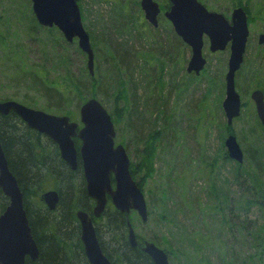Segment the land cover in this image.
Returning <instances> with one entry per match:
<instances>
[{"label":"trees","instance_id":"16d2710c","mask_svg":"<svg viewBox=\"0 0 264 264\" xmlns=\"http://www.w3.org/2000/svg\"><path fill=\"white\" fill-rule=\"evenodd\" d=\"M76 1L83 17L84 9L80 0ZM229 1L231 8L242 5L249 14L247 7L239 0ZM107 2L110 8L104 14H97L95 18L94 30L97 32L89 29L87 32L94 53L93 76L89 75L86 65L83 67L82 61L79 69L73 72L76 60L73 55L80 58H85V55L74 43L65 42L55 27L39 26L31 10L30 15H26L28 30L29 34L37 36V41L43 48L41 62L26 64L11 52L6 55L5 62L13 65H7L8 72L5 69V73L10 74L8 78L14 80L15 84L19 81L27 82L30 92H35L36 96L44 100L45 110L66 115L70 119H73L72 109L79 110L89 98H99L106 102L111 97L112 123L123 131L126 124L131 133L134 161L129 165L130 175L137 180L144 193L143 186L155 173L157 148H163L161 152L168 153L171 143L169 138L160 140L162 131L143 136L145 130H150V124L158 120V117L152 118L151 115L157 116L159 113V118L165 123L163 126L168 127L172 136H176L171 129L176 120L173 115L175 111H172L168 99L178 88L180 81L178 84L172 82L171 72L162 75L167 68L166 64L173 65L176 69L175 54H169L165 48L173 44L183 54L185 46L172 28L169 29L172 40L153 42V33L159 30V25L153 28L144 19H140L142 12L137 0H134V4H131V0ZM168 6L166 0L160 6L161 11ZM136 12L138 16L135 15ZM40 31H43L42 35L38 36ZM151 43L158 44L154 48L156 53L152 49L148 51ZM147 59L150 60V65ZM243 63L236 75H240ZM155 67L158 69H154ZM52 69L56 70L55 76ZM254 73V68H249L246 72V88H260L264 92V84L256 80ZM165 76H169V82L164 81ZM153 81L154 89L159 90L156 92L157 96L151 98L155 94L152 93L151 97H146ZM193 81L194 79L192 85ZM141 84L144 88L141 90L144 91L141 99H136L137 88ZM235 85L239 86L237 80ZM6 99L8 98L0 100ZM20 99L29 106L28 100L34 98L23 95ZM205 101L207 98L201 102V108ZM217 101H220V97ZM192 102L195 106V102ZM184 104L182 101V106ZM159 105L166 108V111H159ZM241 107L244 110L235 120L244 119L247 125L244 126V131H239L238 137V143L243 147L242 163L229 159L224 150L216 154L215 158H209L205 154L198 156L194 161L195 172L190 174L189 181H200L202 185L199 191H194L191 186L187 187L185 182H188V178H182L180 186L171 194L168 190L161 189L157 204L152 199H148V203L146 201V223L142 224L135 214L129 216L133 229L139 230V233L135 232L137 247L131 248L127 242L125 216L116 211L108 201L102 218L93 222L101 251L111 264H152L140 250L144 241L164 247L162 249L167 253L170 264H264V127L252 112L249 100ZM134 120H139L141 124L138 136L134 127L129 125ZM221 126L223 137L230 133L234 135L231 127L228 128L223 122ZM223 137L221 146L224 149ZM36 141L35 135L16 115L0 116V144L9 169L22 192L23 207L39 250L38 259L34 262L27 260L26 264H88L77 237L78 223L75 218L76 210L90 214L93 206L86 194L84 181L77 177L78 172L69 171L58 159L55 149L50 146L44 150ZM116 143L126 147L129 141L120 136ZM169 156L172 157L170 154ZM223 171H226V175ZM43 186L54 189L59 194V203L54 213L44 209L38 199ZM37 190L40 192L37 193ZM7 204L8 199L0 191V214ZM153 217L156 220H152ZM162 227L166 232L161 231ZM102 229L106 239L101 235ZM179 256L184 258L181 263L177 258Z\"/></svg>","mask_w":264,"mask_h":264},{"label":"water","instance_id":"95a60500","mask_svg":"<svg viewBox=\"0 0 264 264\" xmlns=\"http://www.w3.org/2000/svg\"><path fill=\"white\" fill-rule=\"evenodd\" d=\"M33 16L39 26L55 27L67 43L76 40L78 49L86 56V68L94 73V53L89 36L83 27L76 0H30ZM163 17L173 32L190 48L186 72L199 75L206 60L202 56L203 37L208 40L211 53L224 51L228 46L227 67L224 76V98L221 108L227 127L240 115L241 99L235 88V74L239 70L248 38L247 16L241 6L235 7L230 20L207 10L197 0H168ZM144 20L153 28L158 26L161 9L154 0H139ZM257 43L264 49V31ZM255 114L264 127V93L260 89L250 92ZM16 115L27 127L49 137L58 147L60 158L72 171L80 163L85 180L86 194L95 204L92 216L99 218L109 199L114 209L127 218V242L137 246L135 231L128 220L135 212L141 223L148 219L145 197L131 177L129 159L121 144H114L115 129L111 116L96 100L89 98L78 110L79 124L66 115L48 114L12 100L0 101V116ZM74 138L80 145L75 148ZM229 159L242 163L243 152L236 138L228 134L223 141ZM79 161V163H78ZM0 191L8 205L0 214V264H25L38 259L39 250L31 234L23 207V196L17 179L11 173L0 144ZM48 210H54L58 194L50 190L40 196ZM80 227V241L88 264H111L102 253L91 217L82 210L76 213ZM152 264H168L167 253L152 242L144 241L140 247Z\"/></svg>","mask_w":264,"mask_h":264},{"label":"rangeland","instance_id":"374dc122","mask_svg":"<svg viewBox=\"0 0 264 264\" xmlns=\"http://www.w3.org/2000/svg\"><path fill=\"white\" fill-rule=\"evenodd\" d=\"M105 1L80 0V4L84 9L83 17L81 13L82 24L87 32L88 29L90 31H95L94 22L97 14H104L105 11L108 10V7L110 8V4L107 2V0ZM154 1L157 2L160 7L166 0ZM197 1L200 2L206 9L212 12L217 11L224 13L227 19L230 18L233 7L231 8V3L229 0ZM239 1L247 7V10H249L252 18L248 21V39L243 56L244 63L240 75H235V81L237 80L239 83V86L235 88L240 96L241 104H243L247 100L250 101L249 95L250 91L252 90L251 87L246 88L244 81L245 74L249 68L255 69V73L253 76L258 82L264 84L263 50L257 44V37L259 36V34L263 33L264 30V0ZM131 2V4H134V0H131ZM137 2L139 7V0H137ZM30 10L31 5L29 0H0V99L8 98L6 100H12L27 106L26 104L22 103L24 101H21L22 99H20V97H22L23 95H27L28 97L34 98L33 100H28L30 104L28 107L43 111L48 114L57 115L56 113H54V111H47L43 108L44 100L39 96H36L35 92H30V88L27 82L19 81L18 84H15L14 80L8 78L10 77V74L5 73V69L8 72V66L10 67L13 65L10 62H5L6 55L11 52H14V55L25 61L26 64H35L37 62H41L43 48L39 45L37 36L35 34H29L28 30L29 24L27 23L26 15H30ZM135 15L138 16V13L136 12ZM140 19H143V16ZM158 21H160V23L158 22L159 30L155 31L156 33H153L154 38L152 39V41L159 43L163 41L168 42L167 40H172L169 37V29L171 28V26L163 17L162 13L158 16ZM40 32L41 33L38 36H41L43 31ZM31 38L33 40H31ZM73 43L76 45V41H74ZM157 46L158 44L154 45L153 43H151L150 46H148L150 47L148 51L152 49V52L156 53V50H154V48ZM165 51L169 52V54L171 55L175 54L176 69L173 65L166 64L167 68H165L162 75H164L165 73L167 75V73L171 72L170 75L173 77L171 81H175L176 84H178L177 82L180 81V83L178 84V88L175 89L173 95L168 99V102L170 100V106L175 109H172V111H175L173 112V115H175L176 120L171 125V129L176 136H172L168 132V127L163 126V124L165 123H163L159 118V113L157 116L154 114L151 115L152 118L158 117V120H156V122L151 121L152 124H150L149 126L150 130H145V132L142 133L143 136H146L150 132L159 133L162 131L163 133L160 135L161 141H165L168 138L171 139L170 147L167 149L168 153L165 151L161 152V150H164L163 148H157L155 173L153 177L148 180V182L143 186L145 202L147 201L148 203V199H152L155 204L159 202L158 199L160 197L161 189L168 190V192L171 194L176 190L178 185L180 186L181 183L179 182L182 178H188V182H185L187 183V187L190 188L191 186L194 191H199V187L200 185H202V183L200 181H194L193 183L189 181L190 174L192 172H195V159L202 154L207 155L209 158H215L216 154L222 153L223 150L225 151V149H223L221 146V140L223 137V127L221 126V122L225 124V118L221 110V102L224 98V75L226 72V64L229 53L228 49H226L222 53H210V51L208 50V40L207 38H203L202 56L205 58L206 64L204 69L200 72L196 79L194 78L193 74H187L185 71L186 64L190 58V51L188 48L185 47V49H183L184 53L182 54L180 52L182 51L181 49L180 51H178L173 44H170L165 48ZM73 59H76L75 69L73 70V72L75 73L79 69L78 67L80 65V61H82L83 67L85 66V58H80L79 56L76 57L75 55H73ZM147 62L150 65V60L147 59ZM154 69H158V67H155ZM52 70L53 76H55L56 70ZM59 70L60 69H58V73ZM156 72L159 73V70H157ZM169 76L168 78L165 76L164 81L169 82ZM188 78H191L192 80L194 79L193 85L192 80H189ZM142 85L143 84H141L140 87L137 88L138 91L136 93V99H141L140 97L142 96V92L144 91L141 90L144 89ZM158 91V89H154L153 81V83L150 85L146 97H151L152 93L155 94L151 98L156 97V92ZM218 97H220V101H217ZM206 98L207 101L202 103L203 108H201V102ZM147 99L149 100V98ZM96 100L99 101V103L110 115V113L112 112L111 108L113 106L112 98L108 97L106 102L102 101L99 98H96ZM182 101L183 104L186 103L183 106ZM192 101L195 102V106L193 105ZM218 103L219 108H217ZM251 103L252 102L250 101L252 112H254L255 114L253 104ZM158 108L159 111L162 109L166 111V108L162 107L161 105H159ZM185 108H188L189 110H185ZM243 110L244 107H241V111ZM168 112L170 113L169 110ZM124 114L126 115V113ZM145 117L146 115L144 114V118ZM72 118L73 119H71V121L80 124L77 109H72ZM245 121L246 120L244 119L240 121L234 120L232 125L230 126L234 132V136L237 142L239 131H244V126H247L245 124ZM129 125L131 127H134V130L138 136L141 131L140 121L134 120L132 123L130 122ZM124 127L125 131L118 130V128L114 126V143L116 144V141H119L120 136H122L125 141H129V143H127V146L123 147L126 154L128 155L129 162H133L134 146L133 143L130 142L131 133L128 128H126V124ZM121 128L123 129L122 125ZM224 138L225 136L223 137V140ZM160 144L161 142H159L158 145L160 146ZM240 147L241 149L243 148L242 146ZM167 154L172 155V157L169 156L171 160L169 159ZM223 174L226 175V171H223ZM134 214L135 213L133 212L130 213L131 216H134ZM153 219L156 220V217H153L152 220ZM161 231L166 232L164 227H162ZM135 232L139 233V230L137 231L136 229ZM102 237L103 239H106L104 236ZM177 258L180 259L179 263H181L184 259L181 256ZM175 263H177V260H175ZM168 264H170L169 261Z\"/></svg>","mask_w":264,"mask_h":264},{"label":"flooded vegetation","instance_id":"af4514ba","mask_svg":"<svg viewBox=\"0 0 264 264\" xmlns=\"http://www.w3.org/2000/svg\"><path fill=\"white\" fill-rule=\"evenodd\" d=\"M242 6V5H241ZM235 7H237V6H235ZM235 7H233V9L235 8ZM243 7V6H242ZM232 9V10H233ZM243 9H244V7H243ZM210 11V10H209ZM245 11V10H244ZM214 12H216V13H220V14H222L224 17H225V19H227V17L225 16V14L224 13H221V12H217V11H214ZM245 13H246V16H247V21H249V19H252L251 18V15H250V13L248 14V12L247 11H245ZM231 15V14H230ZM230 20V18L229 19H227V21H229ZM179 38V37H178ZM203 38H206L205 36L203 37ZM180 39V38H179ZM180 41L182 42V40L180 39ZM182 44L186 47V48H188L189 49V51H190V48L186 45V44H184L183 42H182ZM259 45V44H258ZM260 46V45H259ZM261 47V46H260ZM226 49H228V46H227V48ZM225 49V50H226ZM261 49L263 50V48L261 47ZM224 50V51H225ZM218 52H220V51H218ZM218 52H214V53H218ZM263 59H264V50H263ZM190 74H192V73H190ZM195 75V74H194ZM255 89H260V88H255ZM255 89H253V90H255ZM260 90H262V89H260ZM263 91V90H262ZM9 114H13V113H9ZM8 114V115H9ZM7 116V115H6ZM2 117H4V116H2ZM22 122V121H21ZM23 123V122H22ZM24 124V123H23ZM28 130H30V132L33 134V135H35V137L37 138V141H36V143L37 144H40V146L42 147V149H47V148H49L50 146L52 147V149H55L56 151H57V154H58V159L68 168V166L64 163V161L60 158V154H59V150H58V147H57V145L49 138V137H47L46 135H44V134H41V133H38L37 131H35V130H33V129H30L29 127H27L26 125H24ZM74 140V144L76 143L75 142V140L76 141H78L76 138H74L73 139ZM77 144V145H76ZM75 144V148L76 149H78V147H79V141L77 142ZM78 163H79V161H78ZM68 170L69 171H71V172H78L79 174L77 175V177H79V178H82L83 179V181H84V188H85V180H84V177H83V173H82V170H81V166H80V163L78 164V168L75 170V171H72V170H70L69 168H68ZM15 177V176H14ZM16 178V177H15ZM18 183V182H17ZM41 192L39 193V201H40V196L44 193V192H46V191H50V190H53V191H56V190H54V189H51V188H48L47 186H43L42 188H41ZM85 191H86V189H85ZM57 192V191H56ZM57 194H58V192H57ZM89 198V197H88ZM91 201H92V208H91V213L90 214H88L90 217H91V219H92V223H93V225H94V222H93V220H98V219H101L102 218V216H103V214H104V212H105V210H106V208H107V205H108V201L109 200H107V203H106V206H105V209H104V212L101 214V216L99 217V218H94L93 216H92V209H93V207H94V204H95V202H94V200L93 199H91V198H89ZM58 201H59V194H58ZM41 202V201H40ZM59 203V202H58ZM58 203H57V205H58ZM41 204H42V206L44 207V209H46L48 212H50V213H54L55 211H52L51 212V210H48L47 208H46V206L41 202ZM55 209H57V206L55 207ZM79 211V210H78ZM86 213V212H85ZM124 215V214H123ZM125 216V215H124ZM128 218H129V216H128ZM125 219L127 220V218H126V216H125ZM78 225V224H77ZM94 227H95V225H94ZM78 231H79V240H80V227H79V225H78ZM95 232H96V229H95ZM32 234V233H31ZM96 236H97V234H96ZM34 239V238H33ZM81 242V241H80ZM82 244V243H81ZM84 253V252H83ZM103 253V252H102Z\"/></svg>","mask_w":264,"mask_h":264},{"label":"bare ground","instance_id":"6f19581e","mask_svg":"<svg viewBox=\"0 0 264 264\" xmlns=\"http://www.w3.org/2000/svg\"><path fill=\"white\" fill-rule=\"evenodd\" d=\"M197 76H198V75H194V78L196 79ZM221 110H222V108H221ZM222 112H223V111H222ZM16 117H17V116H16ZM17 118H18V117H17ZM24 125H25V124H24ZM127 157H128V155H127ZM128 159H129V158H128ZM32 190H33V188L31 189V191H32ZM39 192H40V190H37V193H39ZM21 193H22V192H21ZM38 199H39V197H38ZM58 202H59V201H58ZM7 205H8V204H7ZM6 207H7V206H6ZM55 210H56V209L51 210V212H52V211H55ZM77 212H78V210L75 211V218H76V221H77V223H78V225H79V222H78L77 217H76V213H77ZM76 226H77V225H76ZM103 231H104V230L102 229V230H101V235H102V236H103ZM96 234H97V233H96ZM77 237L79 238L78 226H77ZM137 242H138V241H137ZM137 246H138V243H137ZM137 246H136V247H137ZM141 246H142V245H141ZM141 246H140V247H141ZM159 248H160V247H159ZM27 260H28V259L25 260V264H26V261H27Z\"/></svg>","mask_w":264,"mask_h":264}]
</instances>
